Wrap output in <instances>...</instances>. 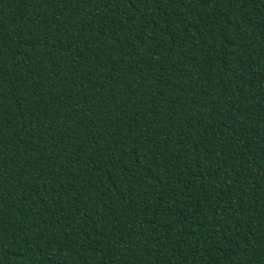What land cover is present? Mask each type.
<instances>
[{"label":"trees","instance_id":"obj_1","mask_svg":"<svg viewBox=\"0 0 264 264\" xmlns=\"http://www.w3.org/2000/svg\"><path fill=\"white\" fill-rule=\"evenodd\" d=\"M0 264H264V0H0Z\"/></svg>","mask_w":264,"mask_h":264}]
</instances>
